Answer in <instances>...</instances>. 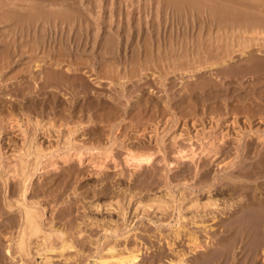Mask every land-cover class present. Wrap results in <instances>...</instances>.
<instances>
[{"label":"rangeland","instance_id":"obj_1","mask_svg":"<svg viewBox=\"0 0 264 264\" xmlns=\"http://www.w3.org/2000/svg\"><path fill=\"white\" fill-rule=\"evenodd\" d=\"M5 1V3H11L17 0ZM91 1L97 4L95 3L97 0ZM109 1L101 2L107 14H102L100 11L99 16L102 14V17L106 19L109 17L110 9L117 7L116 13L120 10L123 15L119 12L116 18H112L116 24L112 23L108 27V22L104 23L107 28L100 25L101 29L98 30L99 33L96 30V33L100 34L99 39H101L107 33L118 32L120 50H117L121 57L119 56L116 66L118 70L123 71V75L124 71L126 72L123 80L119 78L124 90L122 86H117L119 80L113 79L115 80L113 82L110 78L105 79L106 68L99 65L102 57L98 56L100 59H96L92 54L97 49L95 48L97 45L89 39L83 40V35L82 37L75 35L72 28L66 33L62 30L59 33L60 38L58 33L56 36L54 33L39 40L42 41V45L40 42L37 46L32 44L34 47L41 45L39 50L36 49V54L40 60L42 59L41 61L45 62L44 67L52 64L48 70H35L33 63L30 64V67L33 66L32 72L30 67L29 71L24 70L26 67L24 64L17 66L13 64L0 69V264H44L46 257L51 259V264H95L100 255L108 257L114 253L117 256L118 254L126 256L131 249L139 250L138 264H171L178 259L184 261L187 259L185 264H200L203 255L208 257L209 254L212 255V252H214L213 255H218V246L215 243L225 235L222 231L224 224L222 221H232L233 217L230 218V214L239 208L240 203L246 201L245 196L235 198V195L234 201L228 204L226 199L230 197L231 192L227 191L224 185L239 182L250 184V181H256V179L248 180V178L245 180L238 175L237 180H239L236 181L235 178V182L233 179H227L226 176L235 169L232 163L235 165L243 162L244 167L247 164L245 169L249 170L248 166H254L264 155V43H262L264 32L260 31L261 33L257 34L258 28H255L254 24H251L252 27L246 23L248 13L246 7L242 6L246 2L255 4L254 2L257 3L260 0H223V2L222 0H175L176 2H169V6L168 3L167 6L163 3L162 7L156 6L157 3H152L150 0H112L115 2L113 4L111 1L108 3ZM23 2L21 1L20 4L25 3ZM72 2V0H62L63 4ZM214 7L219 10L213 13ZM177 8H180V12ZM95 10L99 9L95 7ZM230 11H234L233 13L238 17L242 15L244 17H240L238 22L235 14H229ZM253 11L256 13L255 10ZM245 13L247 14L244 15ZM90 17L92 19L93 15ZM241 21H245L243 26L240 25ZM5 25L8 23H0V32L4 34L7 32L5 34L7 37L0 33L1 43V40L10 39L12 34L8 30L11 28L10 31H12V26L8 25L10 28H7ZM225 25L229 27H225L224 31L222 27ZM234 25L235 28H233ZM247 25L251 31L243 32L241 26L247 27ZM101 33L104 35L102 36ZM221 33L225 36L227 33V38L231 36L230 39L232 37L236 39L224 41ZM245 38L254 39L253 44L250 43L252 45H246L247 48H251V52L240 56L241 51L247 48L236 45L238 41ZM144 40L147 41L148 47ZM59 41L63 43L60 44ZM89 41L90 44H88ZM235 41L236 43H233ZM143 42L146 43L144 44L151 54V56L147 54L149 57L144 55ZM1 43L0 49L3 47ZM64 43L68 46L66 47L68 50L78 49L79 51L73 52L69 57L55 52L60 50V46L63 47ZM91 44L94 46L92 47ZM220 46L231 48L230 53L234 61L227 65L221 64L222 57L217 56ZM22 48L20 49L25 48V51L28 49L25 46ZM51 48L53 51L49 53V56H45L43 51L46 50L45 52L48 53L47 50L50 51ZM182 49L184 53L187 50L188 56L182 54ZM212 49L215 51H213L215 57L209 62L205 60V56ZM80 52L82 54H78ZM142 55V60H147L146 66L145 63L141 64ZM163 55L165 57L167 55L166 59ZM198 55L201 57L203 55L205 58L202 59L205 61L204 63L201 61L202 64L205 65L208 62L218 66L194 77H182L185 71H193L199 67L201 62L196 67L194 64L197 65V63L195 59H192V56L198 60L201 59ZM137 57L139 61H136ZM189 57L194 62H191ZM106 59L108 60V56ZM133 59H136L135 62ZM25 60L28 59H23V63ZM62 60H71L73 65L65 61L64 66H57L56 62ZM136 62H140L141 70H137L139 73L136 71L138 73L137 75L135 73L136 76L127 75L126 70L131 69ZM257 64L259 68H256ZM143 67L145 71L142 70ZM60 72L66 73L68 81L71 80L70 84L75 81V86L63 87L56 85V79L49 80L50 74L56 75ZM43 75L47 85L41 82L40 77ZM128 76L130 78H127ZM74 87H84L87 90L83 88L80 91ZM119 87L122 88L120 91H124L125 98L118 92ZM121 95L123 97H120ZM113 105L117 108L115 106V109H111L114 108ZM36 121L37 124L39 123L38 126ZM49 122L50 124L54 122V129H51ZM75 123H77V130L72 136L73 144L67 147L63 145L65 134L73 125L75 127ZM56 130L58 132H54ZM173 136H176L175 140ZM28 137L34 138L31 144L32 150L38 143L45 151V156L38 159L36 152L31 150V155L27 158V164L35 165V168L30 171L33 174L27 182L29 189L26 199L28 202H31L30 199L38 201L36 206L42 215V227L46 232L52 233V247L35 255L36 240H34L31 246L33 250H31L33 254L31 258L20 260L17 254H13V246L10 247L9 253L5 252L10 244L8 239L16 235L14 225L17 220L19 222L20 216L17 208L14 206L8 208L3 198L10 196L14 198L17 195L19 189V179L15 175L19 168L17 155L22 153V147L29 143ZM129 151L151 154V160L137 167L134 162H127ZM68 153L74 154L73 157L68 162H62V157ZM80 154L83 155L81 159L78 158ZM54 162L57 168L51 170L50 164ZM14 171L15 174L12 175ZM4 174L5 176L8 174L7 177H9L6 192ZM259 179L261 180L251 184L264 182V176ZM208 195L216 199L217 208L210 206L203 210H195L188 204L189 200L194 198L203 203ZM257 195L264 199V187L260 192L258 190ZM156 196H161L167 201L166 204H162L164 208L158 209L155 205L154 207L145 205L143 208L142 204ZM222 197H225L224 201ZM140 201L143 203H139ZM246 220L244 222L250 223L249 218ZM253 231L254 237L251 235L249 240L245 239L240 243L233 242L236 235L229 238V243L233 245L228 255L229 262L232 259L233 264L249 263L248 260L253 258L254 264H264L262 242L264 238L258 235L256 228ZM61 232L64 236L67 235V239L73 238L74 243V248L65 250L63 253L60 248V234L58 235ZM76 232L81 234L77 233V235ZM194 237L197 240L196 248L195 244L189 242ZM239 241H241L240 238ZM253 243L254 249L247 251V246L250 247ZM109 247H113V250L108 251ZM65 257L69 260L65 261Z\"/></svg>","mask_w":264,"mask_h":264},{"label":"bare ground","instance_id":"obj_2","mask_svg":"<svg viewBox=\"0 0 264 264\" xmlns=\"http://www.w3.org/2000/svg\"><path fill=\"white\" fill-rule=\"evenodd\" d=\"M5 0H3V1H1L0 0V23H5V24H7L8 23V25L9 26H12V31H10L11 30V28L8 26V25H5V27L7 26V28H10V29H8L9 30V32L10 33H12V34H10L9 36H10V39H5L7 42H5V40H1L2 41V43H3V47L0 49V69H2V68H4V67H9V66H12L13 64L15 65V66H17V65H20V64H24L26 67L25 68H27V69H25L24 68V70H27V71H29V67H30V64L31 63H33V66L35 67V70H45L46 71V69L48 70V67L51 65L52 66V64H47V66L48 67H44V64H45V62L44 61H41L38 57V54H36V49H38V48H40L41 47V45H42V41L40 42L39 40H43V39H45V37L46 36H49L50 34H54L55 36L57 35L56 33H58V36H59V38H60V35H59V33L62 31V30H64L65 31V33L67 32V30H72V31H74V33H76L75 35H77V36H81V35H83V37H84V39L83 40H90V41H92L93 43H94V45L96 44L97 46L95 47V48H97V49H93L94 51H93V55H94V57L97 59L98 58V56L101 58L102 57V60L101 61H99V65H101L103 68L105 67L106 69V73H105V75H106V77H105V79L106 78H110L113 82H115V80H113V79H116V80H119V82H117V86H122V88H123V84H121V82H120V79H124V75H126V72L124 71V75H123V71H121V70H118L117 69V66H116V63L119 61V54H118V51L120 50L119 48H118V45H119V42H118V30L116 31L117 33H115V31H112V32H114V33H107L103 38H101V39H99L101 36H99L100 34H97V33H99L98 32V30L99 29H101V27H99L100 25H104L103 27L104 28H107L106 27V25L104 24V23H107L108 22V24H107V26L109 27V26H111V24L113 23H115L116 24V21L115 20H112V18L113 17H115L116 18V15H119V14H122L123 15V13H121L120 12V10H119V12H117L116 13V11H117V8H111L110 9V11H109V17L108 18H106V19H104L103 17H102V14H107V12L105 11V8H104V4H102L101 2L103 1V3H104V0H97V2H95V3H97V4H94L93 3V1H91V0H83L82 2L81 1H79V0H72L73 2L72 3H69V4H63L62 3V0H17V1H14V2H11V3H5L4 2ZM10 1V0H9ZM18 1H24L23 3L24 4H20V2H18ZM29 1V2H28ZM65 1V0H64ZM107 1V0H106ZM109 1V0H108ZM111 2H112V0H110ZM108 2V3H111V2ZM122 1V0H121ZM126 1H128V0H126ZM130 1H132V0H130ZM143 1V0H142ZM150 1H152V3H154V2H156L157 4H156V6H159V5H161L160 7H162L163 6V3H164V5H166L167 3H168V6L170 5L169 4V2H176L175 0H150ZM201 1H204V0H201ZM211 1V0H210ZM259 1V0H258ZM27 2V3H26ZM69 2V1H68ZM114 2V1H113ZM113 2H112V4H113ZM148 2V1H147ZM208 2V1H207ZM222 2H223V0H222ZM221 2V3H222ZM115 3V2H114ZM126 3V2H125ZM182 3V2H181ZM197 3V2H196ZM236 3V2H235ZM255 4H253V3H250V2H246V3H244L245 5H242V6H244V7H246L245 9L247 10V13H245L244 15H248V19L246 20L245 19V21H246V23L248 24V25H250V26H252L253 24H254V27L255 28H258L257 30H259V32L257 33V34H260L261 32L263 33L264 32V0H260L259 2H254ZM102 4V5H101ZM106 4V3H105ZM120 4V3H119ZM123 4V3H122ZM177 4H178V2H177ZM198 4H199V2H198ZM210 4H212L211 2H210ZM227 4V3H226ZM231 4H234V3H231ZM242 4V3H241ZM117 5V4H116ZM131 5V4H130ZM238 5V4H237ZM48 6H52V7H48ZM54 6H57V7H54ZM112 6V5H111ZM147 6V5H146ZM156 6H154L155 8H156ZM167 6V5H166ZM189 6V5H188ZM199 6H201V5H199ZM230 6H232V5H230ZM95 7H97L99 10L98 11H96L95 10ZM112 7H114V5L112 6ZM125 7V6H124ZM145 7V5L143 6V8ZM148 7V6H147ZM211 7H213V6H211ZM239 7H241V6H239ZM107 8V7H106ZM108 8H109V6H108ZM167 8V7H166ZM169 8V7H168ZM185 10L187 9V8H185V7H183ZM183 8H181V11H183ZM201 8V7H200ZM200 8H199V10H200ZM206 8V7H205ZM215 9H213V8H211V9H213L212 10V12L214 13L216 10H219V9H217L216 7H214ZM145 9V8H144ZM174 9V8H173ZM176 9V8H175ZM178 9V12H180L179 10H180V8H177ZM192 9V8H191ZM202 9V8H201ZM204 9V8H203ZM229 9H230V7H229ZM231 9H234V8H231ZM238 9V8H237ZM245 9H243V10H245ZM196 10V9H195ZM221 10V9H220ZM224 10V9H223ZM228 10V9H227ZM239 10V9H238ZM253 10H255L256 11V13L253 11ZM100 11L102 12V14H100V16H99V13H100ZM123 11V10H122ZM133 11V10H132ZM206 11H209V10H206ZM205 11V12H206ZM225 11V10H224ZM235 11V10H234ZM233 11V12H234ZM134 12V11H133ZM177 12V11H176ZM184 12V14H185V11H183ZM182 12V13H183ZM201 12H203V11H201ZM204 12V13H205ZM227 12V11H226ZM225 12V13H226ZM230 12H232V11H230ZM229 12V14H232V15H234L235 13H230ZM236 12V11H235ZM241 12V11H240ZM119 13V14H118ZM174 13V12H173ZM181 13V14H182ZM193 13V12H192ZM195 13V12H194ZM207 13V12H206ZM209 13V12H208ZM225 13H224V15H225ZM228 13V12H227ZM226 13V14H227ZM134 14V13H133ZM188 14V13H187ZM197 14V13H196ZM199 14V13H198ZM90 15H93V18L91 19V17H90ZM98 15V16H97ZM204 16H205V14H203ZM223 15V16H224ZM236 15V14H235ZM133 16V15H132ZM146 16V15H145ZM220 16H221V14H220ZM226 16V15H225ZM243 16V15H242ZM242 16H240L241 18H242ZM197 17V16H196ZM217 17V16H216ZM233 17V16H232ZM240 17H238L237 15H236V17L235 18H237V20H238V22H240ZM244 17V16H243ZM118 19H119V17H117ZM130 18H132V17H130ZM201 18V17H200ZM210 18V17H209ZM231 18V17H230ZM240 18V19H239ZM245 18H246V16H245ZM203 19V18H202ZM204 19H205V17H204ZM234 20V19H233ZM130 21V20H129ZM245 21H241L242 23L240 24V25H242L243 26V22H245ZM234 22V21H233ZM227 23V22H226ZM232 23V22H231ZM245 23V24H246ZM252 24V25H251ZM218 26H220L219 24H217ZM224 25V24H223ZM222 25V26H223ZM228 25V24H227ZM233 25V24H232ZM238 25H239V23H238ZM247 25V27H242L241 26V29L243 30V32H248V31H251V28L249 27ZM122 26V25H121ZM221 26V27H222ZM96 27V28H95ZM209 27H211V25L209 26ZM225 27H229V26H224V27H222V29L224 30V28ZM253 27V26H252ZM6 28V29H7ZM72 28V29H71ZM122 28V27H121ZM233 28H235V25H234V27ZM232 28V29H233ZM238 28V27H237ZM207 29H209V28H207ZM206 29V30H207ZM218 29V28H217ZM221 29V28H220ZM222 29H221V31H222ZM226 29V28H225ZM231 29V28H230ZM8 30H6V31H8ZM15 30V31H14ZM94 30H95V32H94ZM96 30H97V33H96ZM103 30V29H102ZM105 30V29H104ZM122 30H123V28H122ZM241 30V31H242ZM3 31V30H2ZM107 31V30H106ZM208 31V30H207ZM218 31V30H217ZM225 31V30H224ZM223 31V32H224ZM238 31H239V29H238ZM254 31L256 32V29H254ZM254 31H252V32H254ZM261 31V32H260ZM8 32V33H9ZM122 32V31H121ZM216 32V31H215ZM234 32V31H233ZM236 32V31H235ZM254 32V33H255ZM1 33V35L2 34H4V33H2V32H0ZM70 33V32H69ZM74 33H73V35H74ZM103 33V32H102ZM101 33V35L103 36L104 34H102ZM207 33V32H206ZM205 33V34H206ZM210 33V32H209ZM209 33H207V34H209ZM241 33V32H240ZM239 33V34H240ZM250 33V32H249ZM248 33V34H249ZM5 34H7V32L5 33ZM4 34V35H5ZM64 34V32L62 33V35ZM121 34V33H120ZM230 34H232V33H230ZM247 34V33H246ZM256 34V33H255ZM256 34V35H257ZM221 35L223 36L222 38L224 39V41H225V39H229V40H235L236 38H233L232 37V39H230L231 38V36H230V38H227L226 36H227V33H226V36L225 35H223V33H221ZM264 35V34H263ZM6 36V35H5ZM51 36V35H50ZM57 36V37H58ZM121 36V35H120ZM211 36V34L209 35V37ZM219 36V35H218ZM218 36H215V37H218ZM238 36V35H237ZM242 36H244V35H242ZM254 36V35H253ZM258 36V35H257ZM7 37V36H6ZM64 37H65V35H64ZM82 37V36H81ZM225 37V38H224ZM229 37V36H228ZM247 37H248V35H247ZM250 37V36H249ZM255 37V36H254ZM49 37H47V39H48ZM66 38H67V36H66ZM65 38V39H66ZM120 38V37H119ZM123 38V37H122ZM203 38V37H202ZM213 38H214V36H213ZM260 38V37H259ZM144 39H146V38H144ZM219 39V38H218ZM217 39V41L219 42V40ZM237 39H239V40H241V38H238L237 37ZM257 39V38H256ZM256 39H255V41H256ZM261 39H262V37H261ZM9 40V41H8ZM38 40V41H37ZM50 40V39H49ZM56 40L58 41V38H56ZM55 40V41H56ZM59 40H62V39H59ZM70 40V39H69ZM74 39L72 38V41H73ZM80 40H81V38H80ZM203 40V39H202ZM4 41V42H3ZM44 41H46L47 42V40H44ZM43 41V43H45ZM67 41V40H66ZM75 41H76V39H75ZM88 42V44H90L91 42ZM145 41V40H144ZM207 41H209V40H207ZM213 41H215V38H214V40ZM220 41H221V39H220ZM223 41V43H225ZM254 41V39H247V38H245L244 40H242V41H238V43H237V45L236 46H245L246 47V45H252L253 42ZM39 42L41 43V45H38L39 47H34L35 45L37 46V44H39ZM49 42V41H48ZM61 41H59V43H60ZM70 42V41H69ZM146 43H147V41H145ZM145 42H143V44L145 43ZM205 42V41H204ZM226 42H228V40L226 41ZM230 42H232V41H230ZM1 43V42H0ZM1 43V44H2ZM59 43H57V44H59ZM63 43V42H62ZM62 43H60V44H62ZM66 43V42H65ZM63 44V47L62 46H60L61 47V49L60 50H58V51H55V52H60V53H62V55H68V57L69 56H71V54L73 53V52H75V53H77L79 50L77 49L76 51H71V50H68L66 47H68L66 44ZM92 43V44H93ZM145 43V44H146ZM206 43V42H205ZM217 43V42H216ZM233 43H236V41L235 42H233ZM250 43H252V44H250ZM262 43H264L263 42V40H262ZM30 44V45H29ZM32 44H34V46L32 45ZM56 44V43H55ZM56 44V45H57ZM68 44V43H67ZM71 44V43H70ZM92 44H91V46H92ZM142 44V45H143ZM145 44L143 45V47H145L143 50H144V52H145V54L144 55H147V54H149L150 56H151V54H150V52H148L149 50H148V43L146 44L147 45V47L145 46ZM209 44V43H208ZM222 43H220V45H221ZM257 44V43H256ZM27 45H29V46H27ZM44 45V44H43ZM86 45H87V43H86ZM93 45V46H94ZM215 45V44H214ZM224 45V44H223ZM227 45V44H226ZM226 45L224 46V47H226ZM230 45V43L228 44V46ZM255 45V44H254ZM262 45V44H261ZM22 46L24 47H26V48H28L27 49V51H25L26 49L24 48V50H22L23 48H22ZM84 46V45H83ZM92 46V47H93ZM98 46H100V48H98ZM206 46H207V43H206ZM232 46V45H231ZM230 46V47H231ZM46 47H47V44H46ZM205 47V46H204ZM214 47V46H213ZM219 47V46H218ZM223 46H222V48H224ZM239 47H237V48H239ZM251 47V46H250ZM260 47H262V46H260ZM20 48H22V49H20ZM183 48V47H182ZM217 48V47H216ZM220 48H221V46H220ZM220 49V51L218 52V54H217V56H219L220 55V57H222V65H227V64H229L230 62H232V61H234V57L231 55V53H230V49L231 48H224V49ZM237 48H235V49H237ZM247 48V47H246ZM245 48V49H246ZM257 48H259V47H257ZM44 49V48H43ZM83 49V48H82ZM117 49H119V50H117ZM151 49V48H150ZM183 49H186V48H183ZM183 49L181 50V52H183ZM190 49V48H189ZM242 49V48H241ZM256 49V48H255ZM39 50V49H38ZM172 50V49H171ZM170 50V51H171ZM187 50H188V48H187ZM187 50H185V53L183 52L182 54H185V55H187L186 53H187ZM191 50V49H190ZM200 50V49H199ZM46 51V50H45ZM45 51H43L45 54V56H49V53L50 52H52L53 51V49L51 48L50 49V51H48L47 50V52L48 53H46ZM90 51H92V50H90ZM151 51V50H150ZM194 51V50H193ZM197 51V50H196ZM202 51V50H201ZM204 51V50H203ZM206 51H207V49H206ZM210 52H207L206 53V56H205V58L203 57V55H202V57L201 56H199L201 59H197V58H194L195 56H192L193 58L192 59H195V63H197V65L196 64H194L196 67L198 66V63H200L201 61L203 62L204 60H202L203 58L205 59V60H209V62H210V60H212V58L213 57H215L214 55H213V53L215 52L214 51V49H212V50H209ZM214 51V52H213ZM216 51H217V49H216ZM255 51H257V50H255ZM261 51V50H260ZM66 52V53H65ZM121 52V51H120ZM141 52H142V50H141ZM172 52V51H171ZM178 52V51H177ZM192 52V51H191ZM251 52V48L249 49V48H247L245 51H241V54H240V56H245L246 54H248V53H250ZM26 53V54H25ZM89 53V52H88ZM188 53H189V50H188ZM195 53V52H194ZM201 53V52H200ZM205 53V52H204ZM40 54V53H39ZM78 54H82V52H80V53H78ZM84 54V53H83ZM91 54V53H90ZM190 54V53H189ZM191 54H193V53H191ZM202 54V53H201ZM255 54V53H254ZM141 55V54H140ZM165 55V54H164ZM163 55V57H164V59H166V57H167V55H166V57ZM178 55V54H177ZM184 55V56H185ZM194 55V54H193ZM239 55V54H238ZM252 55V54H251ZM90 56V55H89ZM92 56V55H91ZM106 56H108V60H110V61H108L107 59H106ZM161 56V55H160ZM169 56V55H168ZM180 56V55H179ZM181 56H183V55H181ZM188 56V55H187ZM190 56V55H189ZM248 56V55H247ZM256 56H257V54H256ZM121 57V56H120ZM144 57H146V56H144ZM147 57H149L148 55H147ZM157 57V56H156ZM191 57V56H190ZM189 57V58H190ZM249 57V56H248ZM253 57H254V55H253ZM258 57V56H257ZM262 56H260V58H261ZM28 59V60H25V63H23V59ZM41 58H43V57H41ZM91 58V57H90ZM100 58H98V59H100ZM142 58H143V55H142V57H141V61H142V63L141 64H143V63H145V66H146V61L147 60H142ZM155 58V57H154ZM179 58V57H178ZM181 58V57H180ZM225 58V59H224ZM51 59V58H50ZM92 59V58H91ZM137 59H138V57H137ZM149 59V58H148ZM224 59V60H223ZM236 59V58H235ZM243 59V58H242ZM246 59V58H245ZM257 59H259V58H257ZM136 60V59H135ZM135 60L133 59V62H135ZM180 60V59H179ZM216 60V59H215ZM215 60H213V61H215ZM248 60H250V59H248ZM247 60V61H248ZM252 60V62L254 61L253 60V58L251 59ZM51 61V60H50ZM66 61V62H65ZM80 61V60H79ZM78 61V62H79ZM93 61V60H92ZM136 61H139V59L138 60H136ZM149 61H150V59H149ZM160 61V60H159ZM190 61H191V58H190ZM193 61V60H192ZM191 61V62H192ZM218 61V60H217ZM64 62L65 63H69V65L72 63V61L70 60V61H67V60H62V61H59V62H56V64H57V66H59V67H61V66H64ZM91 62V61H90ZM194 62V61H193ZM202 62L199 64V67H197L196 69H194L193 71H185L184 73H182L183 75H182V77H194V76H196V75H198V74H200V73H202V72H204L205 70H209V69H212V68H215L216 66H218V65H216V64H210V63H208V62H206V64L204 65V64H202ZM205 62V61H204ZM203 62V63H204ZM251 62V63H252ZM169 63H170V61H169ZM184 63V62H183ZM238 63V62H237ZM236 63V64H237ZM63 64V65H62ZM77 64V63H76ZM79 64V63H78ZM92 64V63H91ZM119 64V63H118ZM117 64V65H118ZM71 65H73V64H71ZM82 65H84V64H82ZM87 65V64H86ZM93 65V64H92ZM98 65V66H99ZM139 65H140V62L139 63H134L133 64V66H132V68L131 69H129V70H126L127 71V75H133V76H136L139 72L137 71L138 69H139ZM202 65V66H201ZM238 65V64H237ZM240 65V64H239ZM261 65V64H260ZM32 66V67H33ZM76 66V65H75ZM85 66V65H84ZM94 66V65H93ZM243 66V65H242ZM257 66H258V64H257ZM256 66V68H259L260 66H258L257 67ZM263 66V65H262ZM24 67V66H23ZM32 67H30V69L32 68ZM70 67V66H69ZM234 67V66H233ZM240 67V66H239ZM75 68V67H74ZM98 68V67H97ZM119 68V67H118ZM142 68V67H141ZM220 68V67H219ZM232 68V67H231ZM237 68V67H236ZM235 68V69H236ZM242 68V67H241ZM255 68V67H254ZM255 68V69H256ZM264 68V67H263ZM16 69V68H15ZM14 69V70H15ZM76 69H78V67L76 68ZM75 69V70H76ZM81 69V68H80ZM146 69V68H145ZM224 69V68H223ZM233 69V68H232ZM234 69V70H235ZM239 69V68H238ZM237 69V70H238ZM244 69V68H243ZM262 69V68H261ZM22 70V69H21ZM60 70V69H59ZM67 70V69H66ZM72 70V69H71ZM70 70V71H71ZM139 70H141V69H139ZM142 70H144V67H143V69ZM214 70V69H213ZM233 70V71H234ZM258 70V69H257ZM16 71V70H15ZM33 70L31 69V72H32ZM136 71L138 72V73H136ZM145 71V70H144ZM229 71H230V69H229ZM239 71V70H238ZM263 71H264V69H263ZM262 71V72H263ZM48 72V71H47ZM54 72H56V71H54ZM93 72H94V70H93ZM142 72V71H141ZM224 72H225V70H224ZM235 72H237V71H235ZM251 72V71H250ZM2 73H3V71H2ZM17 73V72H16ZM42 73H43V71H42ZM49 73V72H48ZM61 73V74H60ZM60 73H58V74H56V75H53V74H48L49 75V80H50V78H51V80L52 79H54L53 81H55V79H56V81H57V84L56 85H62L63 87H69L70 85L72 86H75V81H74V83L73 84H70V82L69 81H71L70 79H69V81H68V77H67V75H66V73L64 72H60ZM135 73H136V75H135ZM205 73V72H204ZM222 73H223V71H222ZM227 73V72H226ZM230 73H232L231 71H230ZM234 73V72H233ZM243 73H245V71L243 72ZM254 73H255V71H254ZM31 74V73H30ZM40 74V73H39ZM70 74V73H69ZM203 74V73H202ZM221 74V73H220ZM225 74V73H224ZM237 74H238V72H237ZM257 74V73H256ZM53 75V76H52ZM104 75V76H105ZM108 75V76H107ZM231 75V74H230ZM249 75V74H248ZM254 75V74H253ZM13 76H14V74H13ZM70 76H72V75H70ZM76 76V75H75ZM97 76V75H96ZM102 77H103V75H101ZM100 76V77H101ZM127 77V78H130V77ZM220 76H222V75H220ZM219 76V77H220ZM226 76V75H225ZM240 76V75H239ZM18 77V76H17ZM36 77V76H35ZM47 77V76H46ZM78 77V76H77ZM132 77V76H131ZM226 77H228V76H226ZM26 78V77H25ZM73 78V77H72ZM120 78V79H119ZM221 78V77H220ZM40 79H42L41 80V82H45L46 81V79H45V76L43 75V76H41L40 77ZM102 80V79H101ZM139 80V79H138ZM48 81V80H47ZM82 81L84 82V80H83V78H82ZM140 81V80H139ZM144 81V80H143ZM73 82V81H72ZM46 83V85H47V82H45ZM123 83V82H122ZM43 84V83H42ZM49 84V83H48ZM50 84H51V82H50ZM80 85L82 84L81 83V81H80V83H79ZM86 84H88V83H86ZM115 84V83H114ZM205 84H207V83H205ZM208 84H210V82H208ZM33 85H35V84H33ZM69 85V86H68ZM76 85L78 86V84L76 83ZM22 86H24V85H22ZM36 86V85H35ZM51 86V85H50ZM85 86V85H84ZM116 86V85H115ZM27 87V86H26ZM31 87V86H30ZM59 87V86H58ZM81 87V86H80ZM86 87H87V85H86ZM33 88V87H32ZM75 89L77 88V87H74ZM84 88V87H83ZM83 88H77V90L79 89H83ZM120 88V87H119ZM122 88H120L119 89V91L118 92H120V93H122L123 95H124V98H125V94H124V91H120V90H122ZM126 88V87H125ZM55 89H57V88H55ZM65 90V89H64ZM68 90V89H67ZM77 90H75V91H77ZM80 90V91H81ZM84 90H85V88H84ZM87 90V89H86ZM85 90V91H86ZM90 90V89H89ZM123 90H124V88H123ZM127 90V89H126ZM27 91V90H26ZM132 91V90H131ZM28 92V91H27ZM129 92V91H128ZM127 93V92H126ZM123 95H121L120 97H123ZM127 96V95H126ZM56 99V98H55ZM61 100V99H60ZM114 101V100H113ZM55 102V101H54ZM115 102H113V104H114ZM59 104H61V103H59ZM104 104V103H103ZM118 104V103H117ZM116 104V105H117ZM56 105V104H55ZM97 105V104H96ZM115 105V106H116ZM101 106V105H100ZM111 106V105H110ZM114 106V105H113ZM112 106V107H113ZM115 106H114V108H111V109H115ZM63 107V106H62ZM61 107V108H62ZM71 107V106H70ZM77 107V106H76ZM89 107V106H88ZM97 107V106H96ZM119 107H120V105H119ZM118 107V108H119ZM102 108H103V106H102ZM116 108H117V106H116ZM57 109V108H56ZM67 109V108H66ZM94 109V108H93ZM100 109V108H99ZM109 109H110V107H109ZM61 110V109H60ZM80 110H82V109H80ZM119 110V109H118ZM117 110V111H118ZM82 111H84V110H82ZM115 111V110H114ZM116 111V112H117ZM62 112V111H61ZM109 112H110V110H109ZM112 112V111H111ZM116 112H115V114H116ZM64 113H65V111H64ZM63 113V114H64ZM59 115V114H58ZM62 116V115H61ZM64 116V115H63ZM9 118H11V117H9ZM64 118H65V116H64ZM70 118V117H69ZM82 118V117H81ZM77 119V118H76ZM9 120V119H8ZM11 120V119H10ZM68 120V119H67ZM66 120V121H67ZM65 121V122H66ZM51 122V121H50ZM50 122H49V126H51L52 128L51 129H54L55 128V125H54V122H53V124H50ZM81 122V121H80ZM88 122H90V121H88ZM93 122V121H92ZM77 123H78V121H77ZM77 123H75V127H74V125H73V127H71L68 131H66L67 132V134H65V143L63 144V145H66L67 147H71L72 146V144H73V139H72V136H73V134L76 132V130H77ZM82 124H83V122H81ZM18 124V123H17ZM39 124V123H38ZM38 124H37V121H36V126H38ZM64 124V123H63ZM63 124H60V125H62L63 126ZM65 124H68V123H65ZM60 125H58V126H60ZM69 125H70V123H69ZM58 126H56V127H58ZM64 126H67V125H64ZM69 127V126H68ZM50 128V127H49ZM57 129V128H56ZM50 130V129H49ZM54 132H58V130H56V131H54ZM26 137V136H25ZM174 138V140L176 139V136H173ZM29 138V137H28ZM258 138H260V136L258 137ZM26 139V138H25ZM30 139V138H29ZM27 140V139H26ZM33 140H34V138H32V139H30V141H29V143H27V144H25L24 145V147H22V153H18L19 155H17L18 156V165H19V168H18V170L16 171V174H15V171L12 173V175L13 174H15L16 175V177H18V187H19V189H18V192H17V195H16V197H8V198H3L4 200H5V204L7 205V207L8 208H12L13 206L14 207H16L17 208V210L19 211V216H20V219H19V222H18V220H17V223H16V225H14L15 227H16V235H14L13 237H11L10 239H8L9 240V242H10V244H9V246H7V248L5 249L6 251L5 252H7V253H9L11 250V246H13V249H14V253L13 254H17L21 259L20 260H22V259H28L29 257L31 258V255H33V254H31V250H32V248H31V246H32V243H33V241L34 240H36L35 241V243L34 244H36V247H34L35 248V255H37V254H40L39 252L40 251H45L46 249H48V250H50L51 249V247H52V243H51V236H52V233H50V232H46L44 229H43V227H42V215H41V213L39 212V210H38V208H37V202L36 201H34V200H32V199H30V201L31 202H28L27 201V199H26V194H27V192H28V187H27V182L30 180V178H31V175L33 174H31L30 173V171H32L34 168H35V165H28L27 163H28V161H27V158H29V156L31 155V150H32V146H31V144H32V142H33ZM28 141V140H27ZM40 143V142H39ZM23 144V143H22ZM247 144V143H246ZM34 146V145H33ZM253 146V145H252ZM244 148V147H243ZM47 150V149H46ZM69 150H71V149H69ZM32 151H35L36 153V156H37V158L39 157H44L45 156V151L43 150V148L40 146V144H38L37 143V145L33 148V150ZM240 151V150H239ZM238 151V152H239ZM263 151V150H262ZM20 152H21V150H20ZM211 152V151H210ZM210 152H209V154H210ZM222 152H223V150H222ZM228 152V151H227ZM261 152V151H260ZM34 153V152H33ZM128 153V152H127ZM224 153H225V151H224ZM264 153V152H263ZM262 153V154H263ZM240 154V153H239ZM248 154V153H247ZM250 154V153H249ZM257 154V153H256ZM261 154V155H262ZM74 155V154H73ZM73 155H70L69 153L67 154V155H64V157H62V162H68L69 160H71V158L73 157ZM259 155V154H258ZM33 156H35V155H33ZM47 156V155H46ZM81 156H83V155H79L78 156V158H80L81 159ZM244 156V155H243ZM249 156V155H248ZM263 156V158H261L260 160H258L257 161V159H256V161H257V163L256 164H254V166H251L250 165V167L248 166V168H250L249 170L248 169H245V168H247L246 167V165H245V167L243 166V162H242V164H240L241 162H239V163H236L235 165H234V163H232V166L234 167L235 166V169H234V171H230L227 175L228 176H226V178L227 179H233L234 181H235V178H236V181H238L237 180V177H242V178H248V180L249 179H256V181L257 180H261V179H259L260 177H262V176H264V155H262ZM242 157V156H241ZM257 157V156H256ZM261 157V156H260ZM38 158V159H39ZM244 158H246L245 156H244ZM35 159H36V157H35ZM241 159V158H240ZM79 160V159H78ZM151 160V154H145V153H138V152H133V151H129V153H128V155H127V162H129V161H132V163L134 162V165H136L137 167L139 166V165H141L142 163H149V161ZM253 160V159H252ZM238 161V160H237ZM254 161V160H253ZM53 162V161H52ZM37 164V163H36ZM39 164V163H38ZM56 162H54V163H51L50 164V166H51V170H54V169H56L57 167H56ZM38 166V165H37ZM41 166V165H40ZM50 166H47V167H50ZM136 166H134V167H136ZM231 166V165H230ZM42 167V166H41ZM41 167H40V169H41ZM233 167H231V168H233ZM46 168V167H45ZM42 169H44V167L42 168ZM11 170V169H10ZM226 170V169H225ZM6 171V170H5ZM13 171V170H12ZM36 171V170H35ZM8 172H10V171H8ZM34 172V171H33ZM204 173H205V171H204ZM204 173H203V175H204ZM9 174V173H8ZM8 174H7V176H8ZM206 174V173H205ZM239 175V176H238ZM7 176H5V174H4V176H3V178H4V183H5V192H6V183H7V180L9 179V177H7ZM207 176V175H206ZM205 177V176H204ZM251 177V178H250ZM255 177V178H254ZM258 179H257V178ZM199 178H201V176L199 177ZM224 178H225V176H224ZM16 179V178H15ZM204 180V179H203ZM242 181H244L243 179H241ZM245 180H247V179H245ZM234 181H232V182H234ZM235 181V182H236ZM256 181H250L251 183H254V182H256ZM246 182V181H245ZM246 184V183H244V182H239V183H234L233 185L232 184H226V185H224V186H226L227 187V191H229V192H231V194H230V197L228 198V199H226V202L229 204V202L231 203V202H233L234 201V196H235V198L238 196V197H241V195H243V196H245L246 197V201H244V202H242V204L240 205L239 204V208L238 209H236L235 210V212H233L232 214H230V218L231 217H233V220L232 221H228L227 222V220H226V222H224V221H222L224 224H223V232H224V236L220 239V240H217V242L215 243L217 246H218V255H213V253L214 252H212V255H208V257H206L207 255H203V258H202V260H201V262H200V264H233L232 262H233V260L231 259L230 260V262L228 261V255H229V253H230V249H232L231 248V246H233L232 244H230L229 243V238L230 237H232V236H235L234 237V241L233 242H237V243H240V242H243L245 239L246 240H249L250 239V236L252 235L253 236V229L254 228H256V231H257V233H258V235H261L263 238H264V199L263 198H261V197H259L258 195H257V192H258V190H259V192L262 190V187H264V182H260L259 181V183H255V184ZM222 184V183H221ZM220 186V185H219ZM225 193V192H224ZM227 193V192H226ZM6 194V193H5ZM171 194V193H170ZM262 194V193H261ZM165 195H167V193L165 194ZM260 195V194H259ZM264 196V195H263ZM5 197V196H4ZM13 198V199H12ZM35 198V197H34ZM149 198V197H148ZM168 198H169V196H168ZM172 198V197H171ZM217 198V197H216ZM223 198V197H222ZM225 198V197H224ZM222 199L223 201L225 200V199ZM238 199V198H237ZM144 200V199H143ZM146 200V199H145ZM217 200H218V198H217ZM236 200V199H235ZM190 202H188V204L190 205V207H193L195 210L196 209H206V208H208V207H210V206H212V207H215V208H217L218 206H217V203H216V199L215 198H213V197H211L210 195H208V197L206 198V201L205 202H203V203H201V202H199V200H197L196 198H194V199H191V200H189ZM219 201H220V198H219ZM238 201V200H237ZM240 201H242V200H240ZM145 202V201H144ZM239 202V201H238ZM139 203H143V202H139ZM167 203V201H165L161 196L160 197H158V196H156V197H151V199H148L145 203H144V205L142 204V206H143V208H144V206L145 205H149V207H154V205L156 206V208H158V209H162V207L164 208L165 206L164 205H162V204H166ZM152 204H153V206H152ZM233 204V203H232ZM223 205V204H222ZM189 207V206H188ZM223 207V206H222ZM210 209V208H209ZM223 209V208H222ZM146 210V209H145ZM203 212V211H202ZM205 212V211H204ZM200 214V213H199ZM204 216V215H203ZM202 217V216H201ZM250 219V223H246L247 222V220L246 219ZM229 220V219H228ZM246 220V222H244ZM12 221V220H11ZM10 223V222H9ZM10 224H12V223H10ZM15 224V223H14ZM12 226V225H11ZM259 230V231H258ZM81 234V232H76V234ZM257 233H255L256 234V236H257ZM60 234V238L59 239H61L60 241H61V246H60V248H61V252L63 253V251H65V250H68V249H72V248H74V243H73V238H71V239H67L66 238V236H64L63 234H62V232L61 233H58V235ZM77 234V235H78ZM72 236V235H71ZM175 236V235H174ZM255 236V235H254ZM253 236V237H254ZM10 237V236H9ZM73 237V236H72ZM177 236H175V238H176ZM237 237H239L240 239H241V241H239L238 242V239L239 238H237ZM261 238V237H260ZM177 239V238H176ZM190 239V238H189ZM255 239V238H254ZM216 240V239H215ZM189 242L190 243H193V245L195 244V248H196V242H197V240H196V238L194 237L191 241L189 240ZM263 242V244H264V241H262ZM170 243V242H169ZM251 243V242H250ZM255 243V242H254ZM252 244V245H250V247L249 246H247V248H246V250L248 251H252L253 249H254V245L255 244ZM8 244V243H7ZM214 244V243H213ZM259 244V243H258ZM249 245V244H248ZM205 246V245H204ZM203 246V247H204ZM264 246V245H263ZM194 247V246H193ZM198 247V246H197ZM237 247H238V245H237ZM236 247V248H237ZM200 248V247H199ZM259 248V247H258ZM256 249V248H255ZM263 249V248H262ZM261 249V250H262ZM4 250V249H3ZM107 250L109 251V250H113V247H109V248H107ZM33 251V250H32ZM214 251V250H213ZM217 251V250H216ZM138 252H139V250L138 249H131L129 252H128V254L126 255V256H121V255H119L118 254V256H117V254L115 255L114 253H111L108 257L106 256H99V259H98V261L95 263V264H138V262H139V260H138ZM261 252V251H260ZM12 253V252H11ZM33 253V252H32ZM163 254V253H162ZM216 254V253H215ZM250 254V253H249ZM253 254V253H252ZM156 255V254H155ZM257 255H259V254H257ZM264 255V254H263ZM12 256V255H11ZM166 256V255H165ZM184 256V255H183ZM198 256V255H197ZM249 256V255H248ZM250 257V256H249ZM182 258V257H181ZM195 258V257H194ZM230 258V257H229ZM65 261H67V259L69 260V258L67 257H65ZM189 259V258H188ZM192 259V258H191ZM241 259V258H240ZM29 260V259H28ZM157 260V259H156ZM160 260V259H159ZM187 260V259H186ZM185 260V261H186ZM264 260V259H263ZM25 261V260H24ZM51 259L49 258V257H46L45 258V261H44V264H51ZM158 261V260H157ZM185 261L183 260V259H178V260H176V261H172L173 263H171L170 261V263L171 264H185ZM189 261V260H188ZM240 261V260H239ZM249 261V263L248 262H244V263H239V264H254L255 262V260H253V258L251 259V260H248ZM251 261V262H250ZM260 261V260H259ZM149 262V261H148ZM150 262H152V261H150ZM190 262V261H189ZM224 262V263H223ZM258 262V261H257ZM264 262V261H263ZM155 263V262H154ZM151 264V263H150ZM236 264V263H235ZM237 264H238V262H237Z\"/></svg>","mask_w":264,"mask_h":264}]
</instances>
